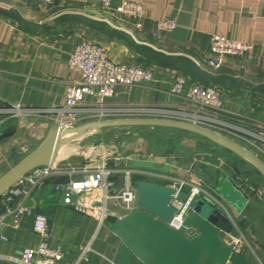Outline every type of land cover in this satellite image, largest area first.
<instances>
[{
  "label": "crops",
  "instance_id": "obj_1",
  "mask_svg": "<svg viewBox=\"0 0 264 264\" xmlns=\"http://www.w3.org/2000/svg\"><path fill=\"white\" fill-rule=\"evenodd\" d=\"M112 1L114 7L125 1L142 4L148 16L145 29L136 31L131 21L104 11L96 0H55L51 5L44 4L42 0H7L0 4V109L65 107L67 87L81 80L79 72L68 68V57L81 41L94 39L92 35L96 30L90 21H96L107 23L118 32L129 35L139 47L158 52L166 58L192 61L205 73L201 81L197 80L193 84L212 86L221 92L225 117L255 132L264 127V94L259 92L264 86V0ZM159 19L175 20L177 28L172 33L155 39L152 33L155 22ZM214 35L253 44L254 60L227 59L224 68L219 71L207 69L206 62L211 55V38ZM95 41L107 49L115 63L138 64L141 52L114 40ZM162 64L147 67L154 73L153 82L141 87L119 88L117 96L108 100V105L118 108H175L182 104V100L169 94L174 76L179 72L175 68H165ZM0 119V134L15 133L13 138L0 147V167L15 164L11 162L10 155L13 148H18L20 154L27 155L41 144L50 130L48 124L32 123L11 114L0 115ZM91 121L98 120L91 117L86 123ZM101 131H95L84 138ZM170 131L177 133L175 136L179 137L174 147L176 151L171 155L167 152H155L147 140V146L140 147H133L134 143L128 142L121 147L124 150L120 152L113 146L97 149L93 145L84 166L82 161L71 158L66 150L68 144L62 148L53 166L56 175L41 189L34 191L26 202L34 215L44 214L48 217L49 243L54 247L62 246L65 253V260L59 264H109L107 260L116 264H142L112 232L108 223L101 226L94 216L82 214L73 206L61 205L63 193L58 192L55 187L80 180L84 172L89 176L102 168L119 171L125 169V161L142 162L145 155L152 156L157 167L166 166L170 169L167 174L170 177L199 183L209 193L211 202L216 200L224 206L237 227L241 218H246L249 210L256 207L255 198L246 186L219 169L205 168L198 161V150L205 147L207 142L219 146L197 135L179 130ZM247 140L257 146L260 153L256 154L254 149L244 146L264 160V140L259 145V142L255 144L252 139ZM186 161L201 167L208 179H198L193 171L182 169L181 166ZM70 174H73L72 177ZM136 179L139 178L134 177ZM214 179L216 182L212 183ZM111 181L112 192L122 189L121 175L115 174ZM223 190L230 193L232 191L233 201L227 200ZM99 194L100 191H95L89 196H83L80 202L96 204ZM5 199L0 200V217L6 208ZM17 200L18 198L14 199L10 204L15 205ZM30 201L32 204H29ZM34 215L23 217L18 224L12 221L0 222V264H16L15 260L25 248L39 246L41 238L33 229ZM85 252H88L86 260L80 261Z\"/></svg>",
  "mask_w": 264,
  "mask_h": 264
},
{
  "label": "built area",
  "instance_id": "obj_2",
  "mask_svg": "<svg viewBox=\"0 0 264 264\" xmlns=\"http://www.w3.org/2000/svg\"><path fill=\"white\" fill-rule=\"evenodd\" d=\"M7 0H0V4ZM46 5H51L55 0H42ZM101 8L117 18H124L131 21L136 31L141 32L145 29L148 20L147 10L142 4L125 1L118 7L113 6L112 0H96ZM177 28L175 20L159 19L155 22L153 37L155 39L172 33ZM211 55L206 62V68L219 71L223 69L227 59H238L245 61L254 60V45L248 42H239L226 36L214 35L211 38ZM71 71L80 73L81 80L76 84L67 87L65 100L66 105L58 109H23L13 107L12 109H0V115L11 114L24 120L41 119L56 121L62 118L61 122L65 126L74 127L86 120L95 117L98 121L108 120L109 118L125 117H151L168 120H179L189 124H197L207 129H212L227 137L229 129L246 132L241 130L244 127L238 122L224 116V101L222 94L216 88L209 86L203 87L190 84L189 80L182 74L176 73L169 94L183 101L175 108L142 106L118 108L108 105V100L113 99L118 94L119 88L141 87L154 81V73L144 67H139L131 63L117 64L110 58L109 52L101 44L91 39L81 41L69 55L67 61ZM59 115V117H55ZM0 123H2L0 119ZM245 130V129H244ZM261 133L260 139L264 140V127L258 128ZM249 134L248 132H246ZM252 135V134H250ZM249 135V136H250ZM255 136V135H253ZM142 158V157H140ZM141 161L157 164L152 156L145 155ZM115 174L123 177L122 189L112 192L111 178ZM56 175L53 167L38 168L25 176L7 195H5V210L0 217V222L4 223L10 218L15 224L20 223L25 216L34 215L33 210L26 206V202L32 197L33 192L41 189L51 178ZM73 174H70L72 177ZM134 177L141 181H149L158 184L172 186L176 190L170 200V206L176 211L175 216L169 223L171 227L178 230L184 226L185 219L193 211L195 200L199 197L210 198L209 193L197 182L190 180L170 177L162 172H155L148 169H123L119 171L108 169H97L87 176L84 172L81 179L71 181L68 185H57L58 192L65 194V203L73 206L78 212L86 214L91 211L95 220L101 225L107 224L106 219L110 213V203L116 202L125 210L133 211L137 208L138 191L135 187ZM95 191L102 192V207H97L88 201L80 202L83 196H89ZM181 192L187 194L182 200L179 197ZM18 198L15 205H11L14 199ZM214 200V199H213ZM216 205L227 217L228 213L224 206L214 200ZM226 211V212H225ZM227 213V214H226ZM34 232L40 236L41 243L36 248H25L16 264H59L65 260V253L62 246H51L49 243V219L44 214H35ZM230 218V217H229ZM235 225V224H234ZM236 228H238L235 225ZM188 237L196 235V231L186 228ZM225 243L237 253L245 254L238 248L240 240L232 234L227 236ZM85 252L80 261L86 260ZM247 257V256H246ZM109 264H116L114 261L107 260Z\"/></svg>",
  "mask_w": 264,
  "mask_h": 264
},
{
  "label": "water",
  "instance_id": "obj_3",
  "mask_svg": "<svg viewBox=\"0 0 264 264\" xmlns=\"http://www.w3.org/2000/svg\"><path fill=\"white\" fill-rule=\"evenodd\" d=\"M61 120L62 118L56 121L41 122L38 119H29L32 123L48 124L50 130L41 144L29 154H20L18 148L11 150V162L15 165L0 177V200L32 171L38 168L53 167L60 151L67 144L80 140L95 131L125 127L164 128L197 135L247 162L264 179L262 158L232 138L194 123L151 117H125L91 121V123L69 127L63 125ZM14 135L15 133L0 134V147ZM124 167L125 169H148L166 174L170 171L166 166L159 168L146 161L130 163L125 161ZM181 167L184 170L193 171L198 179H208L204 170L191 161L184 162ZM135 187L139 195L137 208L129 211L117 203H110V213L106 222L110 225L112 232L142 264H254L225 243V236L233 233L235 225L223 214L215 202L208 201L204 197L197 198L193 211L185 219L184 226L176 230L169 225L176 214L169 203L176 195V190L169 185L145 180L135 182ZM102 196L100 192L95 204L97 207L103 206ZM186 196L185 192L179 194L182 200ZM65 199V194H63L61 205L68 206ZM29 204L32 202L30 201ZM86 214L93 215L91 211ZM10 221L11 219L8 218L5 223H10ZM186 228L195 230L196 235L192 238L188 237L185 232Z\"/></svg>",
  "mask_w": 264,
  "mask_h": 264
},
{
  "label": "rangeland",
  "instance_id": "obj_4",
  "mask_svg": "<svg viewBox=\"0 0 264 264\" xmlns=\"http://www.w3.org/2000/svg\"><path fill=\"white\" fill-rule=\"evenodd\" d=\"M93 41L96 42L94 39ZM151 60V58H148L145 60L147 63L145 62L137 65L146 68L150 67L153 64ZM242 130L248 132L249 134L229 129L227 136L239 142L243 146L245 145L250 147L252 150L254 149L257 154L258 147L249 143L247 139L254 140L255 144L256 142H259L257 143L259 145L263 141V139L259 138L261 133L255 132L247 127H244ZM176 134L170 130L166 131L159 129L151 131L149 128L140 129L125 127L123 129H111L108 131L94 133L90 137L84 138L80 141L71 142L67 145L66 150L69 151L71 158L74 159V161H82L84 166H86V156H89V149L93 145L97 147V149L113 146L118 149V152H120L124 150L121 147L128 142L132 141V143H134L133 147H140L142 145L147 146L148 141L149 144L154 147L153 149H155V152L160 153V151L167 152L168 149L165 148L168 146L170 148L176 146L179 139L178 136H175ZM166 140L170 141L167 142ZM200 140L204 142V140ZM141 141L142 144L140 143ZM207 143L205 144L207 147H201L198 150V161L203 164L202 166L211 170L219 169L227 175L229 174L230 176H233L237 182H240L244 185V187L246 186L255 198L257 203V205L255 204V209L249 208L250 210L246 218H241L238 228L235 227L233 236L240 240L238 248H242L241 251L250 261L254 264H264V179L251 165L246 162H242L230 152L224 151L211 143ZM14 165L15 164L1 166L0 177ZM214 182H216V179L212 181V183ZM222 192L228 201H233L232 191L231 193L226 192L225 190ZM206 200L211 201L209 198H206ZM261 210L263 211L261 212ZM226 239L227 237L225 236L224 240Z\"/></svg>",
  "mask_w": 264,
  "mask_h": 264
},
{
  "label": "trees",
  "instance_id": "obj_5",
  "mask_svg": "<svg viewBox=\"0 0 264 264\" xmlns=\"http://www.w3.org/2000/svg\"><path fill=\"white\" fill-rule=\"evenodd\" d=\"M92 24V27L96 30L94 35V40H114L118 41L119 43L126 44L130 49L141 52L142 54L138 57V64L141 63H147L145 61L148 58H151L153 64L157 63H163V67L165 68H175L179 73H181L183 76H185L190 84H193L195 81L200 80L203 78L202 76L205 75V73L197 67L192 61L183 59V58H166L160 53H156L155 51H152L148 48L137 46L133 39L124 33L118 32L117 30L113 29L110 25L107 23L102 22H96V21H90ZM207 72V71H206ZM201 81V80H200ZM199 81V82H200ZM262 91V94H264V86L259 89V92ZM160 130H169L164 128H159ZM157 129V130H159ZM168 151L167 153L169 155L173 154L176 151V148L174 147H167ZM134 183L137 181H141V179L133 180Z\"/></svg>",
  "mask_w": 264,
  "mask_h": 264
},
{
  "label": "bare ground",
  "instance_id": "obj_6",
  "mask_svg": "<svg viewBox=\"0 0 264 264\" xmlns=\"http://www.w3.org/2000/svg\"><path fill=\"white\" fill-rule=\"evenodd\" d=\"M242 130V129H241ZM244 131V130H243Z\"/></svg>",
  "mask_w": 264,
  "mask_h": 264
}]
</instances>
